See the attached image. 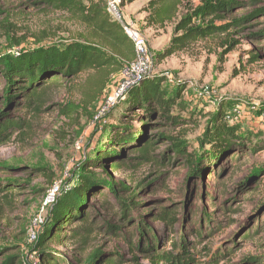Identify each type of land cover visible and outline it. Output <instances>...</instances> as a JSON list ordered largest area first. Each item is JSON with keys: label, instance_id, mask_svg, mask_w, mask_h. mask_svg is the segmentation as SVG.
Segmentation results:
<instances>
[{"label": "rangeland", "instance_id": "1", "mask_svg": "<svg viewBox=\"0 0 264 264\" xmlns=\"http://www.w3.org/2000/svg\"><path fill=\"white\" fill-rule=\"evenodd\" d=\"M150 1L125 0L123 8L128 23L148 39L152 64L146 75L168 79L164 86L185 84L184 111L197 113V121L186 131L182 129L187 122L177 127L152 119L142 126L137 136L144 133L154 144L147 157L129 151L137 141L112 150V163L123 158L126 162L116 171L105 164L109 176L99 165L91 171L89 177L104 189L89 193L81 206L87 225L69 221L65 237L42 252L55 256L58 264H152L149 258L154 254L169 252L189 254L195 261L188 264H207L210 255H220L213 264H264V151L254 154L251 148L235 145L229 154L207 164L203 157L208 150L199 143L216 115L222 114L221 105L240 102L226 112L224 121L240 129V138L252 135V143L264 144V0H223L234 5L223 12V19H215V25L246 21L162 62L157 54L172 40L176 24L202 4L185 0L173 24L146 30L144 9ZM22 40L21 46H10ZM71 41L100 43L93 29L66 12L34 0H0V56ZM134 64L135 58L123 61V70L105 80L102 96L93 102L89 98L97 80L91 73L81 75L73 86L67 78L60 79L39 104L29 107L20 90L28 85L16 81V89L8 93V83L0 77V121L10 117L28 123L0 145V264L7 255L25 264H41L35 248L38 236L44 224H51L58 199L78 186L86 162L105 150L115 125L111 104ZM67 103L81 110L62 113L60 105ZM170 136L187 142L186 150L196 154L203 172L193 173L186 159L177 156ZM112 184H123L126 190H109ZM114 191L126 199L136 196L128 216ZM166 210L170 215L162 222ZM140 222L148 228L145 236L138 231ZM246 234L252 239L243 240Z\"/></svg>", "mask_w": 264, "mask_h": 264}, {"label": "trees", "instance_id": "2", "mask_svg": "<svg viewBox=\"0 0 264 264\" xmlns=\"http://www.w3.org/2000/svg\"><path fill=\"white\" fill-rule=\"evenodd\" d=\"M36 5L51 7L56 10L66 12L89 26L100 43L91 44L79 41H71L59 46L37 47L32 50L19 52L18 55L0 56V77L8 83L9 92L16 89V81H23L27 84V88L20 89L23 91L21 100H25L26 106L39 104L44 98L48 89L60 85V79H68L73 86L79 80L81 75L91 73L97 80L95 93L90 96V101L98 100L102 96L105 88V80L113 74L123 70V61H131L135 58L133 43L124 33L121 25L115 22L107 12L106 0H34ZM255 4L256 0H250ZM133 2V1H130ZM185 0H151L145 7L148 16L144 20V29L151 28L165 29L173 24L178 16L179 8L184 4ZM201 6L187 13L176 24L174 36L165 49L157 54V60L162 62L178 53H182L190 49L199 41L211 39L217 35L228 33L233 26H241L246 19L234 20L228 24L217 26L215 19H223V12H229L234 3L232 1L223 0H201ZM125 7V0L122 2ZM262 10L261 12H263ZM260 13L255 12L254 15ZM199 21V22H198ZM41 45L42 41H36ZM22 41H13L10 46H21ZM168 79L146 77L137 86L132 88L126 99L116 106L110 113L114 121L105 150L100 152L95 160L86 162L82 168L78 178V186L68 193L64 198L58 199L55 204L52 215L51 224H44V231L38 236L35 243L37 254L41 257V264H58L55 256L43 254V250L47 244L59 242L64 235L63 229L69 221L78 219L83 225H87L88 216L82 210V205L86 203L89 193L99 192L104 189L89 177L95 165H99V169L109 176L105 164H111L113 171L119 170L125 159H121L119 163H112L110 157L113 155L117 146L125 145L127 142H136L129 151L142 154L147 157L148 152L154 147V144L146 138L144 133H140L142 126H148L149 121H165L169 125L180 127L184 122L186 126L182 130L186 131L188 125L197 121V113L193 112L189 115L185 113V84L177 86H164L168 83ZM49 83V87H44ZM70 85V86H71ZM71 89V87H70ZM91 103V102H90ZM240 102H226L221 105L222 114L216 115L213 124L206 128V134L201 140L200 145L207 148V153L203 157L206 163L221 159L222 156L229 154L230 149L235 145L237 148H251L254 154L264 151V144L252 143L253 136L248 135L246 138H240L238 127H229L224 121L226 112L232 109L233 105H239ZM234 107V106H233ZM62 113L72 115L78 113L81 109L74 103L60 105ZM28 127L26 119H18L14 121L10 117H5L0 121V145L8 142L14 132H21ZM139 137V138H135ZM169 141L172 143V150L178 157H183L190 165L193 173L203 172L204 169L197 167L196 154L189 153L187 142L178 137L170 136ZM110 147V148H109ZM239 150V149H238ZM237 150V151H238ZM240 151V150H239ZM146 160V158H144ZM84 161L82 162V164ZM203 175V174H202ZM122 188L126 190L123 184H112L109 190ZM119 208L123 211L124 216H128L131 207L135 205L136 196L129 198L123 197L119 191L113 193ZM75 208V209H74ZM81 209V210H80ZM162 214L161 221L166 222L170 213L168 210ZM173 223L174 221L171 220ZM144 236L148 233L146 225L139 223V230ZM252 235L246 234L243 240L252 239ZM145 238V237H144ZM150 252L151 249H146ZM155 252V250H154ZM220 255H210L207 264L218 263L213 260ZM5 264H13L17 259V264H25L20 262L18 257L4 256ZM152 264H182L181 259L185 260V264L195 259L189 254L184 257L173 256L172 253L154 254L149 258ZM212 259V260H211ZM187 260V262H186ZM257 262V258L251 259ZM194 264H199L195 262Z\"/></svg>", "mask_w": 264, "mask_h": 264}, {"label": "built area", "instance_id": "3", "mask_svg": "<svg viewBox=\"0 0 264 264\" xmlns=\"http://www.w3.org/2000/svg\"><path fill=\"white\" fill-rule=\"evenodd\" d=\"M123 0H106L107 12L112 19L119 23L126 34V36L133 43L135 51V64L130 73L127 75L126 80H131L137 75H146L151 69L152 54L149 47L148 39L137 29L133 24L128 23L122 6ZM42 223V220L39 221Z\"/></svg>", "mask_w": 264, "mask_h": 264}, {"label": "water", "instance_id": "4", "mask_svg": "<svg viewBox=\"0 0 264 264\" xmlns=\"http://www.w3.org/2000/svg\"><path fill=\"white\" fill-rule=\"evenodd\" d=\"M148 75H137L135 78H132L131 80L125 81L123 84L122 89L118 92L115 99L112 102V107L110 109H114L116 106H118L121 102H123L128 93L132 88L137 86L142 80H144Z\"/></svg>", "mask_w": 264, "mask_h": 264}]
</instances>
